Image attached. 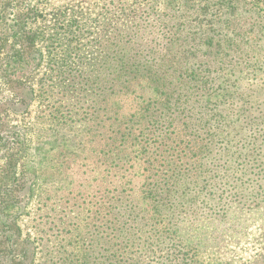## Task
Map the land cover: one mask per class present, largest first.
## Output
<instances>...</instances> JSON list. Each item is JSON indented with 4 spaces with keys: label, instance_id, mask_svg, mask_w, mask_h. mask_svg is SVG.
<instances>
[{
    "label": "rangeland",
    "instance_id": "374dc122",
    "mask_svg": "<svg viewBox=\"0 0 264 264\" xmlns=\"http://www.w3.org/2000/svg\"><path fill=\"white\" fill-rule=\"evenodd\" d=\"M19 2L0 0V200L18 201L0 209L3 222L16 225L0 222V235L29 244L22 264H56L57 245L69 254L89 222L90 239L103 246L93 220L104 212L101 205H114L110 197L123 189L138 198L145 164L128 151V164L115 168L107 145L118 118L135 112L134 96L124 95L126 80L131 90L148 85L142 72L125 80L120 69H146L147 50L153 57L179 44L185 52L194 47L195 61L215 56L222 69L213 83L219 92L227 89L232 116L241 124L256 119L261 136L254 146L246 140L252 122L242 126V157L255 158L261 179L257 186L242 184V195L224 200L219 212L197 206L208 200L203 193L185 214L178 208L169 216L171 262L264 264V0ZM249 61L257 62L253 71Z\"/></svg>",
    "mask_w": 264,
    "mask_h": 264
},
{
    "label": "trees",
    "instance_id": "16d2710c",
    "mask_svg": "<svg viewBox=\"0 0 264 264\" xmlns=\"http://www.w3.org/2000/svg\"><path fill=\"white\" fill-rule=\"evenodd\" d=\"M18 1L20 5L25 3V0ZM7 12V9L2 11V16ZM182 12L186 11L180 10L179 13ZM213 38L206 39L205 45L209 48L214 46ZM217 41L215 47H220L221 40ZM180 47L179 44L173 53L166 47L164 53L157 56L153 53V57L147 50L145 59H142L143 63H148L146 69L132 70L122 65L120 70L125 80L135 71L142 72L140 79L148 86L131 90L126 80L124 95L134 96L135 112L118 118L113 137L110 136L111 144L107 146L113 148L114 159L117 158L115 168L128 164V151V155L133 154L134 158L142 160L145 179L138 189V198L133 195L132 188L123 189L110 197L114 205L107 201L101 205L104 212L98 210L97 218L93 220L98 224L97 228L102 229L103 246H98L94 237L90 239L93 235L89 222L87 233L84 235L80 231L78 234L82 245L80 241L71 245L69 254L64 245H57L56 264H173L172 247L175 244L170 236L169 216L178 208L185 214L184 210L188 211L197 204L196 197L203 193L208 200L197 206L219 212L223 210L224 200L238 199L242 195V184L257 186L261 179L255 158L247 160L242 157L245 148L241 135L245 128L242 126L249 127L252 122L246 140L248 146H254L261 136L256 119L241 124L239 116H232L235 108L226 99L227 89L222 88L219 92V85L213 83L219 79L214 74L222 69L215 56L195 61L194 47L186 52ZM138 63L140 61L134 58L130 60L131 67ZM249 64L248 68L253 71L257 62ZM188 70L191 72L187 73ZM135 78V75L131 77ZM251 150L254 154L255 148ZM257 194H250V199L255 201ZM17 203L12 198L0 200V209L5 210ZM3 213L0 212L1 223H4ZM4 224L5 227L16 226L12 222ZM30 250L29 244L19 246L16 241H7L0 235V264L27 262Z\"/></svg>",
    "mask_w": 264,
    "mask_h": 264
}]
</instances>
